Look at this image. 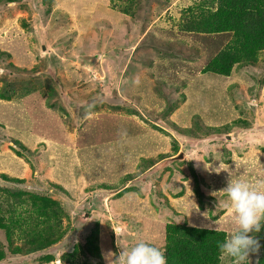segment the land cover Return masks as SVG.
<instances>
[{"label":"rangeland","instance_id":"rangeland-1","mask_svg":"<svg viewBox=\"0 0 264 264\" xmlns=\"http://www.w3.org/2000/svg\"><path fill=\"white\" fill-rule=\"evenodd\" d=\"M178 1L172 5V9L162 14L160 20L163 28L168 29L173 23L175 27H178L182 11L196 1L199 2V0ZM73 3L74 6L64 9L71 14L69 18L56 15L58 9L62 7L57 4L53 6L52 11L45 13L42 10L44 6L41 0H25L11 4L8 7L9 10H0V50L11 55V57H4L3 62L0 61V77L3 84L15 75L14 69L22 70L23 68L28 72L33 70L28 77L23 73L19 75L22 78L19 79L20 85L34 90L51 77L62 95V100L56 102V107L66 103L68 108V98L86 100L111 95L118 80L119 97L126 100L128 104L127 108L123 107L120 110H111L103 106L85 107L76 111L68 108V117H65L58 112V109L54 112L47 110L49 113H44L37 95H29L24 102L25 105L21 104L22 110L26 108L28 111V120L22 111L18 113V118L23 119L24 122L6 126L4 121H0L2 126L0 127V188L13 187L12 183L6 184L3 181L2 175L8 179H25V182L18 184L21 188L30 189L31 193L50 188L46 180L62 187L61 191L55 190L53 197L61 202L69 215L70 221L64 218L63 223L65 227L70 226L68 230L70 234L62 243L48 251L50 255L56 257L50 264H64L62 256L68 250L71 252V247L68 248L70 244L75 243L74 246H76L78 241L86 243L92 228L98 225L99 231L114 237L116 232L129 231L128 221L120 220L117 218L119 216H132L129 220H134V223H137L135 217L138 221H142L144 224L142 236L148 240L159 237L156 232L152 233L154 236H148L152 229L148 226H154L156 223L161 226L166 221L183 222L182 212L185 209L186 214H189L192 209L194 220L195 217L198 219L195 222L196 225L213 224V217L208 213L213 209L212 201L207 200L208 203L205 202V205L201 203L196 193L197 184L191 166L198 174L196 175L199 182L208 184L211 182L212 185L217 186L213 177L216 172L206 170L204 164H208L209 167L214 164L218 167L219 164H215L216 161L226 157L229 150L234 152V148L246 151L245 156L241 157L234 152L230 156L234 159L232 169L221 172V175L228 173V176L230 174L234 179L239 178L254 187L264 188V151L262 150V147L264 148V65L261 64L255 69L241 70L233 79L224 83L213 85L205 83L200 90L188 91L187 88L183 90L177 81L179 79L175 71L168 72V75H173V79L168 76L165 79L164 73H161L162 68L158 67L160 72H157L156 67L151 64L150 60L157 62L153 55L154 51L149 47L151 37L139 48L136 46L129 51L114 49L109 43L111 37H114V29L111 25L104 29L97 23L98 19L94 20L91 17L97 12L95 10L99 9L98 6L90 9L92 5H95V1L73 0ZM175 6L179 7L175 8ZM101 10L113 17L109 7L108 9L102 7ZM77 12H79L78 15ZM143 13L140 12L138 18L143 16ZM166 15L172 19L170 20ZM151 16L152 14L149 18ZM149 18L145 23L149 22L148 25L152 28L156 21H149ZM160 20H157V23ZM39 23L47 41L45 52L40 50L37 41ZM148 35L144 33L139 43ZM225 40L224 36L216 39L203 38L202 45L198 46L200 54L196 50H187L183 47L186 49L183 55L200 62L203 54L205 62L208 57L218 52ZM87 42L90 44L89 47ZM129 52L130 57L124 62L122 56ZM13 62L17 68L13 66L8 69L9 64ZM186 70L188 72L190 68ZM118 71L121 72L119 77H117ZM162 79L169 85L163 88V92L168 93L170 101L177 99L178 85L180 91L185 92L186 95L185 100H180L172 113L167 115L163 114V107L156 108L160 101L162 105H165L162 99H155L153 102L148 100V97L155 98L154 85ZM261 79L263 84H258L257 81ZM235 85H238V89L229 91L230 87ZM214 88L216 91L222 89V93H226V96L220 95L222 94L220 91L212 94ZM131 91L135 95L140 93L152 104L142 103L144 100L139 95H136L134 100L129 99L126 94H130ZM12 108L10 110H13ZM235 119L246 120L251 124L252 129L247 131L234 129ZM230 123L233 124L230 125ZM226 125L234 130L231 133H225L224 131L228 130ZM53 129L64 138V142L54 140L53 144L48 141L55 137ZM100 129L102 131L99 134L97 131ZM212 135H229L232 142L217 141L191 149L186 148L185 143L180 139V137L207 139ZM98 136L100 138L103 136L102 140L105 144H111L113 140L121 141L123 149L130 153L126 157L119 154V162L110 166L103 161L108 156L102 149L97 148L94 150V152L98 151L97 153L90 154L87 147L88 143L96 141ZM107 137L113 139L110 140ZM13 141L20 142L33 152H37L30 161H36L38 158L39 173L45 171L42 177L37 173L32 177L30 164L24 159L17 158L15 152L7 145V143L13 144ZM41 144L46 146L39 147ZM177 144L179 150L175 152L174 147ZM56 145L74 149L76 161L79 163L77 174L74 173L73 167L67 166L66 181H57L53 174L55 166L52 167L51 163H48L49 160L55 161L56 169L58 165H61L63 156L57 153ZM182 154L184 159L180 161L179 157ZM113 157L109 156V158ZM162 157L166 158L163 162ZM126 160L132 164L125 162ZM150 160L161 162L153 170L151 169L152 171L148 170L144 173L142 168ZM251 161L253 170L249 165H245V162ZM44 165L47 167L43 168ZM249 173L252 175L247 177ZM122 177L128 179L126 184L120 182ZM182 185L186 188L184 194H180ZM14 187L13 191L20 188L18 185ZM127 187L131 190L119 194ZM133 190L137 193H132ZM127 191H129L127 195H123ZM202 191L212 197L210 193L214 191V188L203 187ZM121 195H123L122 198H119ZM114 214H116L115 217ZM228 215L232 214L228 211L220 215L219 219ZM84 216H87L86 220H82ZM216 222L220 223V221ZM192 224L194 221H191ZM162 237L161 233L160 238ZM110 241L108 240L105 245V252L114 248H109ZM112 242L116 247V240L112 238ZM123 244L125 247L129 245L124 241ZM118 251L119 249L114 252ZM259 253L250 257L251 264L256 263ZM38 255L13 258L9 263L1 264H38ZM103 264H106L105 260Z\"/></svg>","mask_w":264,"mask_h":264},{"label":"trees","instance_id":"trees-1","mask_svg":"<svg viewBox=\"0 0 264 264\" xmlns=\"http://www.w3.org/2000/svg\"><path fill=\"white\" fill-rule=\"evenodd\" d=\"M22 1L25 0H0V10H9L8 7L11 4L21 3ZM94 1L95 5H92L90 9L96 6H98L99 9L95 10L97 12L91 15L92 19H98L97 23H99L104 29L110 25L114 29V37H111L109 41L110 46L114 49L129 51L136 46H138V48L142 47L145 41L151 37L149 47L150 50L154 51L153 55L157 60V62L150 60L151 64L156 67L157 72H160V70L158 71V67L162 68L161 73H164L165 79H167V76L173 79V75H168V72L175 71L176 76L179 79L177 81L181 84L183 90L186 88L188 91L196 89L200 90L205 86V83L209 85L224 83L229 79H233L235 75H238L241 72V70L243 71L249 68L255 69L261 64L264 65V0H199V2L196 1L195 4L182 11L178 27H175L173 23L168 29L162 27L160 19H162L161 16L165 11L173 8L172 5L177 0ZM41 2L44 6L42 7L43 9H41L44 10L45 13L52 11L55 4L62 6L58 9L56 15H62L65 18H69L71 14L65 12L64 9L68 6L75 5L73 0H41ZM178 2H180V0ZM102 7L106 9L109 7L113 12V17L106 12H102ZM178 7L179 6H175V8ZM140 12L144 13L143 16L138 18ZM167 13H169V11ZM76 14L78 15L79 12ZM150 14H152V16L149 18ZM166 17L169 16L166 15ZM148 18L149 21H156V23H153L154 27L150 28L148 25L149 22L148 24L145 23ZM101 19L103 20L100 21ZM169 19L171 20L172 17H169ZM157 20L160 21L157 23ZM144 33L149 35L144 41L139 43V40ZM62 36L65 37L64 33H62ZM219 36H224L226 38L224 44L218 52L213 56L208 57L205 62L203 54L200 57L202 60L198 59L201 63L191 57L183 55V52L186 49L196 50L198 51V54H200L198 46L200 44L202 45L203 38L216 39ZM100 43L99 40L98 46ZM86 44H88V42ZM89 46L90 44H88V47ZM183 47L186 49H183ZM4 57H11V55L8 52L0 50V61H2ZM122 57V60L125 62L130 57V52ZM11 64H9L8 69L15 66L14 62ZM186 68H190L191 71L188 70V72H186ZM21 69L22 70L14 69L15 75L11 76V80L6 81L4 84L0 77V121H4L6 126L18 122H24L23 119L18 118V113L22 111L25 113L24 115L28 120V111L25 107V109L22 110V107L25 105L24 102L29 95H37L38 100L42 105L41 110H43L44 113H49L47 110H52L54 112L55 109H58L59 113L68 117L69 110L66 107V103L56 107V102L62 100V95L61 92L58 91V87L55 86L54 80L49 77L41 86L35 87V91L27 89L25 85H20L19 81L21 80L19 79L22 78H20L19 75L23 73L28 77L29 73L33 70L28 72L23 68ZM36 71H38V68H36ZM120 73L121 72L118 71L117 77L121 75ZM218 77L225 79H219ZM257 83L263 84V79L257 81ZM168 86L167 82L163 79L157 81L153 88L155 91V98L152 99L148 97V100L152 102L155 99H162V101H164L163 104L165 105H162L161 101L156 105V108L159 106H161L160 108L163 107L164 115L172 113L179 101L185 100L186 98L185 92L180 91L178 85L177 99L170 101L168 93L163 92V88ZM237 89L238 85H235L230 87L229 91L233 92ZM221 90L222 89L216 91L214 88L212 89V94L219 91L222 93ZM225 94L226 93L223 92L220 95L224 96ZM136 95H139L141 99L144 100L142 103L146 102L147 104H152L142 97L140 93ZM136 95L133 91H131L130 94H126L129 99L133 100ZM8 102L13 103L14 105L9 106ZM98 106L107 107L111 110L121 109L118 107H110L103 103L94 105L93 107ZM10 107L15 108L10 110ZM127 107L128 104H126L125 108ZM233 123L235 125L234 129L241 131L252 129L251 124L246 120L235 119ZM233 123H230V125ZM225 127L228 129L224 131L225 133H231V131L234 130H231L229 125H226ZM101 131L102 130L100 129L97 132L100 134ZM53 135L55 137H52L51 140L48 141L53 144L54 140L64 142V138L61 137L60 134H57L54 129ZM107 138L110 140L113 139L109 137ZM102 139L103 136L101 138L98 136L96 141L88 143L87 147L90 154L97 153L98 151L94 152L97 148L102 149L104 154L108 156V158L103 161L110 166H114L113 164L118 161L119 154L120 156L126 157L128 153H130V151H125L123 149L124 146L121 141L113 140L111 144H105ZM12 143L13 144L7 143V145L13 150V152H15L16 157L18 156V158L24 159L30 164L32 168V177L35 176V173H38V175L42 177L45 171H40L39 173L38 158H36V161H30V158L34 157L37 152H33L32 149L23 146L20 142L13 141ZM45 146L46 145L41 144L39 147ZM234 149L233 151L238 153L239 156H245L246 151H242L241 149L236 152ZM174 150L175 152L179 150L178 144L175 145ZM262 150L264 151L263 147ZM56 151L63 156L61 165H58V168L56 169L57 165L55 164V161L49 160L48 163H51L50 165L52 167L55 166L53 174L57 178V181H66L68 179V173L66 171L68 165L73 167L75 174L79 171L78 164H76V153H74V149H67L60 145L56 147ZM234 152L229 150L226 157L218 159L215 164L222 162L225 165L224 170L230 169L234 161L230 156L233 155ZM45 156L46 159L48 154ZM109 156L114 157L109 158ZM165 159V157H162L161 161L163 162ZM125 162L132 164L127 160ZM160 162H154L151 160L146 162L145 166L142 168L143 172L145 173L148 170H153ZM245 163V165H249L251 170L254 169L252 162ZM120 164H122V162ZM46 167L47 165L43 166V168ZM193 168L194 167L191 166V169L193 170L192 174L194 175L197 184V196L204 205L205 202L208 203L207 200L212 201L213 209L208 213L209 216L211 215V217H213L212 220L214 223L220 221V223H217L218 230H210L212 224L208 223H206V225H196L195 222L198 219L195 217L194 220L192 209L189 214H186L185 209V211L182 212L184 216V218L182 217V220H184L183 222L166 221L162 223L161 226L157 223L154 226H148L149 229L152 227L150 234H147L148 236H154L152 234L154 232L159 236L155 240H148L142 236L144 232V224L142 221H138L137 217H135V222L137 223H134V220H129L132 216H119L117 218H120V220L129 222V225L127 222L129 231L123 230L121 233L116 232L115 238L106 233L103 234L101 230L99 231V225L98 227L92 228L91 233L86 238V243L78 241L76 246H74L75 243L70 244L68 248L71 247V252L68 250L64 253V256H62V261L65 262L64 264H103V253L105 252V245H107L108 240H111L108 246L109 248L114 247L113 249H110L114 252L115 250H118L117 240L120 247L128 249L134 246V241L138 239L159 247L166 256L167 264H233V262L227 257L223 260L219 259V251L217 247V243L223 241L225 236L234 232L237 227L232 215L219 219L220 215L229 211L227 197L224 196L217 200L214 197L206 195L204 191H202L203 187H206V189L214 188V191H219L225 188L229 179L228 173L224 176L221 175V172L216 173L213 177L215 185L217 186H214L211 182L210 184L206 182L205 184L203 181L202 183L199 182L197 177L198 174L195 173L196 171H194ZM126 171L122 172L125 173ZM251 175L252 173H249L247 174V177H250ZM2 177L6 184L12 183L13 187L11 189L0 188V264L4 262L9 263L13 258L32 257L38 254V264H50L52 261H55L56 257L55 255H50L48 251L62 243L68 234H70L68 231L70 226L65 227L63 223L64 218H67V220L70 221L69 215L66 213V209L61 205V202L53 197L55 190L61 191V185L46 180L47 184L50 185V188L39 189L40 192L31 193L30 189L21 188V185L18 184L25 182V179H8L5 175H2ZM127 181L128 179H126V177H122L120 180L123 184H126ZM16 185L20 188L13 191L12 189H14V186ZM185 189L184 185H182L180 194H184ZM126 190H129V187L120 191L119 194ZM129 191L125 192L123 195H127ZM132 193L137 192L133 190ZM123 195L119 198H122ZM214 211L216 212L213 215ZM115 216L116 214H114V217ZM191 221H194V224L191 225ZM96 224H99V222H96ZM136 230H138V232H136ZM161 233L163 234L162 238H160ZM255 235L260 242V253L256 258L257 261L255 264H257V262L258 264H264V231ZM112 238L113 240H116V247L114 246V242H112ZM123 241L128 242L129 245L125 247Z\"/></svg>","mask_w":264,"mask_h":264},{"label":"clouds","instance_id":"clouds-1","mask_svg":"<svg viewBox=\"0 0 264 264\" xmlns=\"http://www.w3.org/2000/svg\"><path fill=\"white\" fill-rule=\"evenodd\" d=\"M8 104L9 106L14 105L11 102ZM76 164L79 167L77 161ZM204 167L216 173L227 172L222 162H219L218 167L214 164L209 167L206 163ZM210 195L217 200L224 196L227 197L229 212L237 226L234 232L217 243L219 259L223 260L227 257L233 264H251L250 257L258 254L260 250V242L255 234L264 231V189L254 187L242 179H234L229 174L226 187L219 191H212ZM217 223H213L210 230H218ZM117 246L118 252L108 250L103 253L106 264H167L164 252L144 240H139L128 249L120 247L117 240Z\"/></svg>","mask_w":264,"mask_h":264},{"label":"water","instance_id":"water-1","mask_svg":"<svg viewBox=\"0 0 264 264\" xmlns=\"http://www.w3.org/2000/svg\"><path fill=\"white\" fill-rule=\"evenodd\" d=\"M37 41L41 48V51H47V41L46 37L43 35L41 30V23L38 24V32H37ZM119 81L117 80L114 86V89L109 96H105L102 98H92L86 100H74L72 98H68L67 106L70 110H81L85 107H91L98 104H106L110 107H118L122 108L126 105V100L119 97L118 92ZM180 139L185 143L186 148L195 149L200 147L201 145L217 142V141H231L232 138L229 135H212L207 139H189L185 137H180ZM183 154L180 155L179 160H183ZM87 216L82 217V220H86Z\"/></svg>","mask_w":264,"mask_h":264},{"label":"crops","instance_id":"crops-1","mask_svg":"<svg viewBox=\"0 0 264 264\" xmlns=\"http://www.w3.org/2000/svg\"><path fill=\"white\" fill-rule=\"evenodd\" d=\"M181 1V0H180ZM246 149V148H245ZM237 152V149H234Z\"/></svg>","mask_w":264,"mask_h":264}]
</instances>
